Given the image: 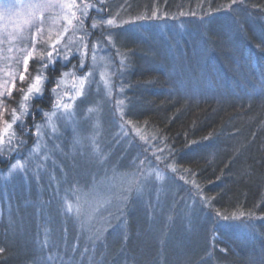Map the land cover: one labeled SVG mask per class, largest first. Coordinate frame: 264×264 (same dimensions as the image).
I'll return each mask as SVG.
<instances>
[{
    "label": "trees",
    "instance_id": "16d2710c",
    "mask_svg": "<svg viewBox=\"0 0 264 264\" xmlns=\"http://www.w3.org/2000/svg\"><path fill=\"white\" fill-rule=\"evenodd\" d=\"M121 3L136 26L158 13L150 28L160 54L147 53L152 32H143L123 48L116 78L126 120L145 134L140 152L169 175V195L159 201L143 185L85 230L71 206L81 196L74 170L66 186L25 171L35 157L10 174L36 140L38 121L25 117L0 153V264H264V0Z\"/></svg>",
    "mask_w": 264,
    "mask_h": 264
},
{
    "label": "rangeland",
    "instance_id": "374dc122",
    "mask_svg": "<svg viewBox=\"0 0 264 264\" xmlns=\"http://www.w3.org/2000/svg\"><path fill=\"white\" fill-rule=\"evenodd\" d=\"M104 1L106 4L100 7L99 0H0V91L5 93L0 96V131L4 133L0 153H7L9 140L22 122H13V110L19 116L23 112L21 105L30 104L27 115L23 118L38 121L35 125L40 126L39 132L37 135L32 134L36 140L30 147L25 162L17 160L13 165L19 163L24 168L28 159L35 157L36 166L29 161V168L25 171L36 169L37 173H42L45 170L52 177L59 178L63 186L69 180V169L74 170L81 196L71 206H76V217L80 218L84 229L94 231L103 224L105 213L119 209L126 203L128 194L144 193V189H147V192L152 191L160 196L161 201L164 196L169 195L170 190L165 189V181L169 179V175L140 152V143L146 140L145 134L126 120L124 90L116 78V71L123 69L125 65L126 50L123 48L126 44L138 41V36L143 35V32L151 31L150 21L154 18L136 26V20L140 18L130 19L127 16L129 5L119 4L120 0H113L111 3ZM32 5L41 7H31ZM86 5L91 7H87L85 15ZM92 11L104 15H94L90 19ZM112 18L116 22L108 26L106 21ZM69 20L71 24L68 23ZM94 22L97 24L96 28L92 27ZM161 26L163 28L159 22L156 31L161 32ZM37 27L41 29L40 33L36 32ZM109 34L111 43L108 40ZM57 40L58 55L51 47ZM161 45V36L152 32L150 42L144 47L147 53L156 56L160 54ZM25 49L32 52V59L24 81H20ZM49 51L53 52L57 62L43 69L42 65L47 61ZM93 55L96 57L95 62ZM150 58L151 56H147V61ZM55 69L57 74H53ZM41 71L47 77L43 84V95L24 102L22 97L28 86ZM62 73L67 75H61ZM89 73L91 75L84 82L83 94L77 96L80 78ZM57 81H60V86L53 93L52 89L56 87ZM9 88L12 89L10 96L7 95ZM41 99L45 101L44 106L37 102L33 106L35 100ZM60 102L68 103L69 109L65 111L62 107H57ZM126 122H129L131 133ZM8 124H12L11 129L7 127ZM63 147H67L70 157L65 158L61 167L57 166L56 160L63 162L62 158L66 155L61 153ZM49 148L54 162L48 157ZM50 161L51 166L45 167ZM23 171L24 169H13V166L9 170L10 174ZM55 171L60 173L56 176L53 174ZM1 216L0 205V221Z\"/></svg>",
    "mask_w": 264,
    "mask_h": 264
},
{
    "label": "snow or ice",
    "instance_id": "6c2138e0",
    "mask_svg": "<svg viewBox=\"0 0 264 264\" xmlns=\"http://www.w3.org/2000/svg\"><path fill=\"white\" fill-rule=\"evenodd\" d=\"M232 2L235 3L236 0H232ZM99 3L103 4L104 0H99ZM31 7H41V6L40 5H32ZM61 7H63V5H61ZM87 7H91V5H86L85 6V12H84L85 15L87 14L86 13ZM72 15L75 16V13H73ZM181 15H183V13H181ZM193 15H195V13H193ZM151 16H152V18H157V16H158L157 11L154 10L152 12ZM115 22H116L115 19L112 18V19H108L106 21V24L108 26H112ZM127 22L131 23L132 21H127ZM68 23L71 24V21L69 20ZM92 27L96 28L97 24L94 22ZM36 32L40 33L41 29L39 27H37ZM108 40H109V43L112 42L111 41V34H109ZM33 42L35 43V36H33ZM57 43H59V40H57L56 43L52 44L51 47L53 48V50H55L57 52V55H58L59 54V50L56 49V44ZM85 49H87V45L86 44H85ZM94 50H95V48L93 49V51ZM85 54H87L86 51H85ZM67 58H68L67 54H65V59H67ZM31 59H32V52L28 51L27 49H25V55L23 57V71L19 74L20 81H24L25 73H28V65H29V61ZM92 59L95 62V59H96L95 55H93ZM56 62H57V60L53 56V52L49 51V52H47V61L42 65V68L43 69H47L50 65H54ZM121 66L123 67V61H121ZM81 67H83V64H81ZM61 75H67V74L66 73H62ZM88 75H91V74L89 73V74L85 75L84 77L80 78V88L77 89V91H76V95L77 96H80V95L83 94L84 82L88 79ZM46 79H47L46 74L43 71L38 72V74L33 78V83L28 86V90L24 94V96L22 97V100L24 102H29L30 100L35 99L37 96H42L43 95V84L46 81ZM59 86H60V81H57L56 87H53L52 92L56 93V90H57V88ZM14 87H15V83L13 82L12 88H14ZM11 91H12V89L9 88L7 90V95L10 96L11 95ZM3 95H5V93L3 91H0V96H3ZM0 103H2V102H0ZM28 107H30V104L28 106H25V104H22L21 108L23 109V112L19 116L16 115L15 110H13V122H15L16 120H21L22 121L23 120V116L27 115ZM57 107H62L65 111H67L70 106H69L68 103L60 102V103L57 104ZM42 115H46V114L42 113ZM7 127L9 129H11L12 128V124H8ZM35 128H36V132H34L33 134L37 135L38 132H39L40 126L39 125H35ZM3 136H4V133L2 131H0V144H3ZM12 137L14 138V133L12 134ZM23 143H24L23 140L19 141V145H22ZM9 144H11V139L9 140ZM161 151H162V149H161ZM17 168L23 170L22 166L19 163L13 165V169H17ZM217 215H219V213H217ZM223 219L224 220H228L229 217L228 216H224ZM3 251H4V249L0 248V252H3Z\"/></svg>",
    "mask_w": 264,
    "mask_h": 264
},
{
    "label": "bare ground",
    "instance_id": "6f19581e",
    "mask_svg": "<svg viewBox=\"0 0 264 264\" xmlns=\"http://www.w3.org/2000/svg\"><path fill=\"white\" fill-rule=\"evenodd\" d=\"M37 101H39V100H37ZM37 101L35 100V101L33 102V106L37 104V103H36Z\"/></svg>",
    "mask_w": 264,
    "mask_h": 264
},
{
    "label": "flooded vegetation",
    "instance_id": "af4514ba",
    "mask_svg": "<svg viewBox=\"0 0 264 264\" xmlns=\"http://www.w3.org/2000/svg\"><path fill=\"white\" fill-rule=\"evenodd\" d=\"M100 5V7H102V4H99Z\"/></svg>",
    "mask_w": 264,
    "mask_h": 264
}]
</instances>
